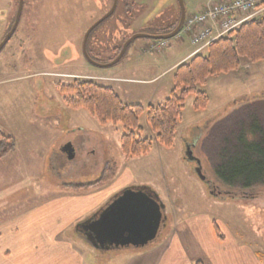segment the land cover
<instances>
[{
	"label": "rangeland",
	"instance_id": "rangeland-1",
	"mask_svg": "<svg viewBox=\"0 0 264 264\" xmlns=\"http://www.w3.org/2000/svg\"><path fill=\"white\" fill-rule=\"evenodd\" d=\"M131 1L130 14L123 12L128 0H117L112 15L89 33L85 50L99 64L94 65L84 55L83 38L88 28L107 13L112 0H24L19 23L0 50V81L35 74L0 82V130L16 139L15 150L0 160V223L42 208L45 200L60 198L63 193L91 189L105 164L113 161L121 175L131 174L132 186L149 188L163 203V220L156 237L140 248L158 247L174 236L177 227L179 236L183 225L192 227V223L200 222L205 228L209 221L211 233L216 226L221 236H234L238 242L261 251L264 263V187L243 191L222 185L200 150V140L214 122L243 102L264 99V59L243 61L237 70L210 77L199 86L209 97L206 108L195 110L193 96L186 98L174 144L164 147L153 141L150 151L139 156L127 157L121 152L120 123L102 124L86 109L65 106L57 83L74 78L110 86L122 102L143 107L159 87L152 102L157 105L167 85L172 84V72H164L166 67L180 53L194 49L184 33L179 39H168L166 46L152 53L142 51L149 39L137 38L118 62L106 65L117 56L116 47L136 32L155 31L178 12L177 0ZM205 1L183 0L186 13ZM14 4L12 0L9 8ZM10 19L0 15V42ZM120 22L127 27L123 29ZM99 74L157 79L150 84L134 83ZM139 125L140 136L153 139L145 114ZM49 126L58 129L51 134ZM68 141L72 157L61 150ZM188 147L191 158L186 155ZM76 225L68 230L73 240L66 242L86 247L85 264H123L119 250L137 249L97 248L76 232ZM186 236L182 239L191 249L192 236Z\"/></svg>",
	"mask_w": 264,
	"mask_h": 264
},
{
	"label": "trees",
	"instance_id": "trees-1",
	"mask_svg": "<svg viewBox=\"0 0 264 264\" xmlns=\"http://www.w3.org/2000/svg\"><path fill=\"white\" fill-rule=\"evenodd\" d=\"M259 5L264 6V1H259ZM130 6H133V2L128 0L124 5L125 14H130ZM179 16L178 5L175 17H171L165 26L157 27L148 34L161 35L171 32L176 27ZM120 23L123 27L122 22ZM125 27L127 26L123 29ZM148 41L165 42L167 39ZM121 46L120 44L116 47L115 56ZM263 59L264 9L258 16L243 21L227 35L212 41L203 52L195 53L179 63L172 71L169 95L160 104H149L146 107L141 104H126L110 86L90 79L74 78L69 82H58L57 89L63 95L67 108L86 109L102 124L120 123L123 128L120 136L121 152L127 157H133L148 153L153 141L164 147L174 144L186 98L193 96V109L206 108L209 97L199 86H203L210 77L237 70L243 61L257 62ZM143 114L153 133V139L140 136L139 121ZM15 148L16 139L0 130V160ZM200 150L222 185L243 191L263 188L264 99L243 102L214 122L201 138ZM117 170V165L108 161L94 185L109 182L115 177ZM142 188L150 193L147 187ZM93 216L94 214L91 215L92 218ZM214 230L216 236L222 239L223 236L216 226ZM193 264L203 263L201 260H195Z\"/></svg>",
	"mask_w": 264,
	"mask_h": 264
},
{
	"label": "crops",
	"instance_id": "crops-1",
	"mask_svg": "<svg viewBox=\"0 0 264 264\" xmlns=\"http://www.w3.org/2000/svg\"><path fill=\"white\" fill-rule=\"evenodd\" d=\"M208 1L197 3L196 10L191 13L203 10ZM179 38L180 36L176 37V39ZM193 51L192 48L177 55L164 72H172L179 63L187 60ZM34 74H24L3 80L23 79L32 77ZM101 76L118 81L149 84L157 79V76L149 78ZM171 86L172 84L167 85L166 92L161 94L156 104H160L168 97ZM158 89L159 87L155 89V92ZM155 92L147 105H153ZM56 129L58 128L52 126V129L48 130L54 134ZM65 146L72 148L69 141L65 143ZM61 150L63 151V148ZM117 173L108 184L93 186L81 192L63 193L60 198L55 196L45 200L42 208L37 207L32 212L18 214L1 222L0 264H85L88 255L86 247L79 243L66 242L73 240L72 236H68V230L76 224L79 226L81 224L79 222L90 218L93 214L91 218L94 219L111 198L123 189L138 187L132 186L131 174L121 175L118 170ZM194 223L192 227L183 225L180 232L182 235L179 234V236H177L179 231L177 227L174 236H170L166 242L156 248H137L136 250L127 248L129 250H119V257L122 256L120 259L123 264H193L195 260H201L203 264H264L260 259L263 255L261 251L238 242L234 236H223L221 240H218V237L213 234L215 232L211 233L209 230L211 228L209 221L203 225L205 228H202L200 222ZM75 230L77 233L80 232L78 227ZM187 234L193 239L191 249L182 239L189 237L186 236Z\"/></svg>",
	"mask_w": 264,
	"mask_h": 264
},
{
	"label": "water",
	"instance_id": "water-1",
	"mask_svg": "<svg viewBox=\"0 0 264 264\" xmlns=\"http://www.w3.org/2000/svg\"><path fill=\"white\" fill-rule=\"evenodd\" d=\"M177 1L180 7V16L176 27L171 32L161 35L139 32L132 35L122 44L117 56L106 65H113L118 62L127 51L129 45L137 38L170 39L177 35L186 17L183 0ZM22 2L23 0L19 1L17 15L11 29L0 42V50L11 37L17 25L21 14ZM116 5L117 0H112V5L107 13L92 24L84 35L83 52L85 57L94 65L99 64L92 61L85 50L88 35L96 25L113 13ZM63 150L66 151L69 157H72V148L64 146ZM186 155L188 158H191L189 147L186 150ZM196 171L200 172L199 168L196 169ZM162 208L163 203L158 200L157 196L149 195L142 188H125L99 212L94 220H88L87 225L91 227V230L88 232V230L85 229V237L97 248L106 249L111 246L116 248L144 247L156 237L159 226L163 220Z\"/></svg>",
	"mask_w": 264,
	"mask_h": 264
},
{
	"label": "built area",
	"instance_id": "built-area-1",
	"mask_svg": "<svg viewBox=\"0 0 264 264\" xmlns=\"http://www.w3.org/2000/svg\"><path fill=\"white\" fill-rule=\"evenodd\" d=\"M262 10L257 0H209L202 11L186 17L182 31L198 51ZM164 43H150L146 51H158Z\"/></svg>",
	"mask_w": 264,
	"mask_h": 264
},
{
	"label": "flooded vegetation",
	"instance_id": "flooded-vegetation-1",
	"mask_svg": "<svg viewBox=\"0 0 264 264\" xmlns=\"http://www.w3.org/2000/svg\"><path fill=\"white\" fill-rule=\"evenodd\" d=\"M12 0H0V15L1 16H6V15H8V18L10 17L11 19H10V23L8 22V24H7V26H8V28H7V26H5V30H4V32H3V36H4V34L6 33H8V31L11 29V27H12V25H13V23H14V21H15V17H16V15H17V10H18V6H19V1L20 0H14V2H15V4H14V7H12V8H9V3L11 2ZM5 5V6H4ZM23 6H24V0H23V2H22V8H21V14H22V10H23ZM10 14H11V16H10ZM21 14H20V17H21ZM20 17H19V20H20ZM19 20H18V22H17V25H18V23H19ZM17 25H16V27H17ZM16 27H15V29H16ZM14 29V30H15ZM14 32V31H13ZM13 34V33H12ZM2 36V37H3ZM1 40V39H0ZM80 229H82V230H85V229H87L88 230V232L91 230V227L89 226V225H82L81 227H80ZM81 233L83 234V233H85V232H83V231H81Z\"/></svg>",
	"mask_w": 264,
	"mask_h": 264
}]
</instances>
